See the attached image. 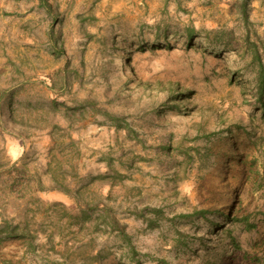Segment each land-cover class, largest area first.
I'll use <instances>...</instances> for the list:
<instances>
[{
    "label": "rangeland",
    "instance_id": "1",
    "mask_svg": "<svg viewBox=\"0 0 264 264\" xmlns=\"http://www.w3.org/2000/svg\"><path fill=\"white\" fill-rule=\"evenodd\" d=\"M261 63L264 0H0V264H130L104 201L143 264H264Z\"/></svg>",
    "mask_w": 264,
    "mask_h": 264
},
{
    "label": "trees",
    "instance_id": "2",
    "mask_svg": "<svg viewBox=\"0 0 264 264\" xmlns=\"http://www.w3.org/2000/svg\"><path fill=\"white\" fill-rule=\"evenodd\" d=\"M190 36L191 34H188V38ZM256 58H258L257 55H255V59ZM257 78H258L257 85L255 87V91L253 92V94L258 103V106L261 108V117L264 120V67L262 63L259 66V69L257 72ZM255 157L256 158L254 161L259 160L261 162H264L263 155L260 154V155H256ZM261 171H262V175H259V171L257 169L250 170V177L258 183L257 187L261 186L260 181L262 178H264V163L261 166ZM52 180L56 182L53 188L60 189L65 192L70 191V188L68 187V185H64L61 181H56L55 179H52ZM76 200L78 204H80L82 208V212L85 215L88 209L85 207L86 204H83V203L81 204V201L77 195H76ZM236 202H237V199L236 197H234L232 200L231 206L227 209L226 213H222V223L220 226L224 227L226 224H230V222L233 223L234 221H236V222H240L241 224H244V227L246 229L255 228L256 223L249 221L251 217V213H248V214L243 213L239 217L235 215V207L237 204ZM98 208H99L98 213L96 214V217L94 218V221H93V225L95 226V228L100 226L103 232H108L109 234H113L125 245L127 254H128V260L130 264H143V260L141 258V252L133 244L131 236L126 230V224L122 223L120 219L112 211V205L104 201V202H101V205ZM197 213L203 216L205 213V209H196L193 212V214H197ZM259 214L263 216L262 220L264 222V211H259ZM81 226L82 224L80 225V227ZM21 230H23V228L22 226H20L19 222L12 223L8 219H5V218L0 219V240L6 239V238L24 236L25 233ZM261 243L264 247V237L261 239Z\"/></svg>",
    "mask_w": 264,
    "mask_h": 264
}]
</instances>
